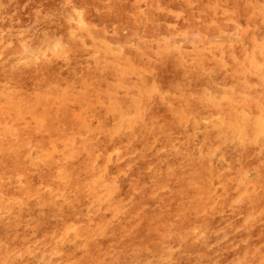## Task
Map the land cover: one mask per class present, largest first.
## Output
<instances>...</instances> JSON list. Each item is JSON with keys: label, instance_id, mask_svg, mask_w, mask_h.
Listing matches in <instances>:
<instances>
[{"label": "rangeland", "instance_id": "obj_1", "mask_svg": "<svg viewBox=\"0 0 264 264\" xmlns=\"http://www.w3.org/2000/svg\"><path fill=\"white\" fill-rule=\"evenodd\" d=\"M0 42V264H264V0H0Z\"/></svg>", "mask_w": 264, "mask_h": 264}, {"label": "bare ground", "instance_id": "obj_2", "mask_svg": "<svg viewBox=\"0 0 264 264\" xmlns=\"http://www.w3.org/2000/svg\"><path fill=\"white\" fill-rule=\"evenodd\" d=\"M156 1V0H155ZM168 1V0H167ZM231 1V0H230ZM255 1V0H254ZM54 3H55V1H53ZM178 3V2H177ZM223 4V3H222ZM227 4V3H226ZM224 5H225V3H224ZM51 6L52 5H50L49 7L51 8ZM48 7V6H47ZM198 8V7H197ZM241 11H242V9H241ZM248 11V10H247ZM196 13V12H195ZM238 13H239V11H238ZM248 13V12H247ZM241 14V13H240ZM261 15V14H260ZM154 16V15H153ZM158 16V15H157ZM256 16V15H255ZM91 17H93V16H91ZM164 17V16H163ZM260 17V16H259ZM111 18H113V17H111ZM144 18V17H143ZM157 18V17H156ZM160 19V18H159ZM206 19V18H205ZM170 20H172V19H170ZM49 21H52V20H49ZM48 21V22H49ZM74 21V20H73ZM67 22V21H66ZM116 22V21H115ZM64 23V22H63ZM73 24H74V22H73ZM243 24V23H242ZM62 25V24H61ZM78 26V25H77ZM50 27V26H49ZM182 27H184V26H182ZM227 27V26H226ZM241 27V26H240ZM262 27H263V25H262ZM212 28V27H211ZM74 30V29H73ZM197 30V29H196ZM93 31H95V30H93ZM100 31V30H99ZM214 31V30H213ZM216 31V30H215ZM174 32V31H173ZM191 32V31H190ZM257 32V31H256ZM255 32V33H256ZM213 33V32H212ZM87 34V33H86ZM110 34V33H109ZM159 34V33H158ZM215 34V33H214ZM148 35V34H147ZM258 35H259V33H258ZM21 36V35H20ZM209 36V35H208ZM13 37V36H12ZM34 37V36H33ZM200 37V36H199ZM9 38V37H8ZM14 38V37H13ZM36 38V37H35ZM86 39V38H85ZM91 39H92V37H91ZM206 39V38H205ZM81 40V39H80ZM127 40V39H126ZM16 41V40H15ZM98 41V40H97ZM229 41V40H228ZM244 41V40H243ZM140 42V41H139ZM205 42V41H204ZM1 43V42H0ZM18 43V42H17ZM68 43V42H67ZM90 43H91V41H90ZM175 43V42H174ZM208 43V42H207ZM255 43V42H254ZM259 43V42H258ZM22 45V44H21ZM104 45V44H103ZM189 45V44H188ZM214 45V44H213ZM262 46H263V44H261ZM186 46V45H185ZM22 47V46H21ZM67 47V46H66ZM23 48V47H22ZM68 48V47H67ZM12 49V48H11ZM259 49V48H258ZM133 50V49H132ZM167 50V49H166ZM169 50V49H168ZM167 50V51H168ZM256 50V49H255ZM53 51V50H52ZM259 51V50H258ZM9 52V51H8ZM58 52V51H57ZM128 52V51H127ZM119 53H120V51H119ZM16 54H20V53H16ZM48 54H49V52H48ZM60 54V53H59ZM78 54V53H77ZM110 54V53H109ZM122 54V53H121ZM261 54H263V53H261ZM6 55H7V53H6ZM113 55V54H112ZM112 55H110V56H112ZM120 55V54H119ZM138 55V54H137ZM209 55H211V54H209ZM257 55V54H256ZM42 56V55H41ZM105 56H107V55H105ZM109 56V57H110ZM120 56H122V55H120ZM29 57H31V56H29ZM28 57V58H29ZM35 57V56H34ZM145 57V56H144ZM243 57V56H242ZM248 57V56H247ZM2 58V57H1ZM52 58H53V56H52ZM79 58V57H78ZM136 58V57H135ZM6 59V58H5ZM90 59V58H89ZM114 59H115V57H114ZM132 59V58H131ZM36 60H38V59H36ZM51 60V59H50ZM74 60V59H73ZM86 60V59H85ZM94 60V59H93ZM101 60H103L102 58H101ZM119 60V59H118ZM5 61V60H4ZM3 61V62H4ZM16 61V60H15ZM29 61V60H28ZM49 61V60H48ZM47 61V62H48ZM68 61V60H67ZM122 61V60H121ZM135 61V60H134ZM64 62V61H63ZM84 62V61H83ZM112 62V61H111ZM124 62H127V61H124ZM123 62V63H124ZM136 62V61H135ZM56 63V62H55ZM65 63V62H64ZM128 64H129V62H127ZM138 63H140V62H138ZM185 63H187V62H185ZM107 64V63H106ZM116 64V63H115ZM18 65V64H17ZM45 65V64H44ZM43 65V66H44ZM16 66V65H15ZM24 66V65H23ZM32 66V65H31ZM48 66V65H47ZM90 66V65H89ZM116 67L118 66V65H115ZM33 67V66H32ZM45 67V66H44ZM4 68V67H3ZM24 68H25V66H24ZM49 68V67H48ZM113 68V67H112ZM117 68H119V67H117ZM6 69H8V68H6ZM17 68L15 67V68H13L12 70H16ZM4 70V69H3ZM10 70V69H9ZM35 70V69H34ZM108 70V69H107ZM143 70V69H142ZM257 70V69H256ZM67 71V70H66ZM65 71V72H66ZM96 71V70H95ZM111 71V70H110ZM42 72V71H41ZM58 72H60V70L58 71ZM114 72V71H113ZM119 72V71H118ZM147 72V71H146ZM201 72V71H200ZM214 72V71H213ZM212 72V73H213ZM222 72V71H221ZM248 72H249V70H248ZM3 73H5V72H3ZM8 73V72H7ZM20 73V72H19ZM38 73V72H37ZM102 73V72H101ZM124 73H127V72H124ZM154 73V72H153ZM224 73V72H223ZM10 75H11V72L9 73ZM64 74V73H63ZM5 75V74H4ZM19 75V74H18ZM25 75V74H24ZM37 75V74H36ZM56 75V74H55ZM96 75V74H95ZM98 75V74H97ZM112 75H113V73H112ZM116 75V74H115ZM135 75V74H134ZM157 75V74H156ZM168 75V74H167ZM166 75V76H167ZM220 75V74H219ZM12 76V75H11ZM81 76V75H80ZM125 76V75H124ZM126 76H127V74H126ZM160 76V75H159ZM35 77V76H34ZM59 77H60V75H59ZM67 77H70V74L67 76ZM92 77V76H91ZM249 77V76H248ZM255 77V76H254ZM56 78V77H55ZM60 78H62V77H60ZM81 78V77H80ZM88 78V77H87ZM90 78V77H89ZM159 78V77H158ZM161 78V77H160ZM187 78H188V76H187ZM12 79V78H11ZM59 79V78H58ZM220 79H221V77H220ZM26 80V79H25ZM78 80H80V79H78ZM185 80V79H184ZM234 80V79H233ZM262 80V79H261ZM59 81H61V80H59ZM104 81H105V79H104ZM253 81V80H252ZM63 82V81H62ZM103 82V81H102ZM143 82V81H142ZM197 82H198V80H197ZM60 83V82H59ZM161 83V82H160ZM178 83H181V82H178ZM187 83V82H186ZM145 84V83H144ZM164 84V83H163ZM207 84V83H206ZM56 85V84H55ZM250 85V84H249ZM248 85V86H249ZM54 86V85H53ZM88 86V85H87ZM116 86V85H115ZM150 86V85H149ZM166 86V85H165ZM58 87H59V85H58ZM110 87V86H109ZM112 87V86H111ZM163 87V86H162ZM223 87V86H222ZM260 86H258V88H259ZM0 88H1V86H0ZM183 88V87H182ZM221 88V87H220ZM48 89H49V87H48ZM90 89H91V87H90ZM90 89H89V91H90ZM126 89V88H125ZM230 89V88H229ZM69 90H70V88H69ZM73 90H75V89H73ZM130 90V89H129ZM248 90H250V89H248ZM157 91V90H156ZM254 91V90H253ZM252 91V92H253ZM53 92V91H52ZM251 92V91H250ZM90 93V92H89ZM154 93V92H153ZM157 93V92H156ZM96 94V93H95ZM147 95V94H146ZM168 95V94H167ZM166 95V96H167ZM220 95V94H219ZM241 95H243V94H241ZM258 95V94H257ZM4 96V95H3ZM52 96V95H51ZM107 96V95H106ZM162 96V95H161ZM73 97V96H72ZM137 97V96H136ZM3 98V97H2ZM45 98V97H44ZM51 99V98H50ZM93 99H95V98H93ZM97 99V98H96ZM240 99V98H239ZM56 100H57V98H56ZM55 100V101H56ZM59 100V99H58ZM82 100V99H81ZM225 100V99H224ZM6 101V100H5ZM83 101V100H82ZM166 101V100H165ZM174 101V100H173ZM176 101V100H175ZM208 101V100H207ZM214 101H216V100H214ZM68 102V101H67ZM86 102V101H85ZM18 103V102H17ZM72 103H74V101L72 102ZM149 103H151V101L149 102ZM9 104V103H8ZM7 104V105H8ZM69 104H70V102H69ZM75 104V103H74ZM105 104V103H104ZM152 104V103H151ZM150 104V105H151ZM5 105V104H4ZM30 105V104H29ZM72 105V104H71ZM78 105V104H77ZM237 105V104H236ZM6 106V105H5ZM76 106V105H75ZM152 107V106H151ZM15 108V107H14ZM13 108V109H14ZM176 108V107H175ZM249 108V107H248ZM25 109V108H24ZM132 109H134V108H132ZM147 109H148V107H147ZM42 110V109H41ZM66 110V109H65ZM250 110V109H249ZM26 111V110H25ZM28 111V110H27ZM31 111V110H30ZM151 111H153V110H151ZM258 111V110H257ZM83 112V111H82ZM148 112V111H147ZM251 112V111H250ZM154 113H156V112H154ZM260 113V112H259ZM148 114V113H147ZM153 114V113H152ZM239 114V113H238ZM101 115V114H100ZM146 115V114H145ZM247 116H248V114H246ZM75 116H76V114H75ZM77 117V116H76ZM251 117H253V116H251ZM78 118V117H77ZM201 119V118H200ZM210 119V118H209ZM256 119V118H255ZM97 120V119H96ZM192 120V119H191ZM210 121V120H209ZM109 122V121H108ZM129 122V121H128ZM127 122V123H128ZM241 122V121H240ZM253 122V121H252ZM260 122V121H259ZM40 123V122H39ZM198 123V122H197ZM202 123H203V121H202ZM89 124H90V122H89ZM193 124V123H192ZM218 124V123H217ZM252 124V123H251ZM108 125V124H107ZM163 125V124H162ZM182 125V124H181ZM129 126V125H128ZM196 126H197V124H196ZM235 126V125H234ZM237 126V125H236ZM235 126V127H236ZM190 127V126H189ZM188 127V128H189ZM191 127H193V126H191ZM198 127V126H197ZM254 127V126H253ZM177 128V127H176ZM182 128V127H181ZM258 128V127H257ZM59 129V128H58ZM107 129V128H106ZM105 129V130H106ZM90 130V129H89ZM105 130H103V131H105ZM184 130V129H183ZM232 130V129H231ZM230 130V131H231ZM131 132H132V130H130ZM233 131V130H232ZM254 131V130H253ZM92 132V131H91ZM216 132V131H215ZM252 132V131H251ZM108 133V132H107ZM192 133V132H191ZM200 133V132H199ZM91 134V133H90ZM129 135H131V134H129ZM140 135V134H139ZM152 135H153V133H152ZM182 135V134H181ZM234 135V134H233ZM79 136V135H78ZM117 136H119V135H117ZM128 136V135H127ZM138 136V135H137ZM151 136V135H150ZM190 136V135H189ZM223 136V135H222ZM240 136V135H239ZM139 137V136H138ZM192 137H193V135H192ZM202 137V136H201ZM215 137V136H214ZM78 138V137H77ZM119 138V137H118ZM121 138V137H120ZM136 139H137V137H136ZM263 139V138H262ZM159 140V139H158ZM201 140V139H200ZM219 140V139H218ZM79 141V140H78ZM122 141H124V140H122ZM133 141H134V139H133ZM209 141V140H208ZM222 141V140H221ZM235 141V140H234ZM240 141V140H239ZM112 142V141H111ZM175 142V141H174ZM250 142V141H249ZM257 142V141H256ZM157 143V142H156ZM238 143V142H237ZM112 144V143H111ZM134 144H136V143H134ZM148 144H149V142H148ZM160 144V143H159ZM69 145H71V144H69ZM129 147H130V144H129ZM198 147V146H197ZM169 148V147H168ZM173 148V147H172ZM208 148V147H207ZM180 149V148H179ZM198 149V148H197ZM196 149V150H197ZM218 149V148H217ZM229 149V148H228ZM195 150V151H196ZM235 150V149H234ZM54 151V150H53ZM237 151V150H236ZM162 152V151H161ZM193 152V151H192ZM245 152H247V151H245ZM253 152V151H252ZM62 153V152H61ZM167 153V152H166ZM196 153V152H195ZM215 153V152H214ZM102 154V153H101ZM161 154V153H160ZM219 154V153H218ZM229 155V154H228ZM227 155V156H228ZM181 156V155H180ZM198 156H199V154H198ZM117 157V156H116ZM69 158V157H68ZM126 158V157H125ZM208 158H209V156H208ZM222 158V157H221ZM230 158V157H229ZM250 158H252V157H250ZM258 158V157H257ZM206 159V158H205ZM196 160V159H195ZM217 160V159H216ZM114 161V160H113ZM219 161V160H218ZM221 161V160H220ZM119 162V161H118ZM113 163V162H112ZM115 163V162H114ZM190 163V162H189ZM108 164V163H107ZM252 164V163H251ZM114 165V164H113ZM209 165V164H208ZM217 165V164H216ZM64 166H66V165H64ZM111 166V165H110ZM117 166V165H116ZM189 167V166H188ZM251 167V166H250ZM249 168V167H248ZM110 169V168H109ZM112 169V168H111ZM217 169V168H216ZM114 170V169H113ZM112 170V171H113ZM176 170V169H175ZM65 171V170H64ZM256 171V170H255ZM261 171H262V169H261ZM113 173V172H112ZM135 174H136V172H135ZM200 174V173H199ZM110 176V175H109ZM123 176V175H122ZM238 176V175H237ZM166 177V176H165ZM119 178H120V176H119ZM122 178V177H121ZM223 178V176L221 177V179ZM262 178V177H261ZM100 179V178H99ZM215 179V178H214ZM220 179V178H219ZM101 180V179H100ZM150 181V180H149ZM109 186V185H108ZM171 186V185H170ZM251 186V185H250ZM249 186V187H250ZM105 188V187H104ZM217 190V189H216ZM254 190V189H253ZM165 191V190H164ZM169 191V190H168ZM234 192V191H233ZM106 193V192H105ZM256 194V193H255ZM115 195V194H114ZM104 196V195H103ZM113 197V196H112ZM86 199V198H85ZM87 200V199H86ZM211 200V199H210ZM82 201H84V200H82ZM105 202H106V200H105ZM238 203V202H237ZM96 204V203H95ZM129 207V206H128ZM235 209V208H234ZM95 210V209H94ZM109 213V212H108ZM92 214V213H91ZM102 214V213H101ZM103 215V214H102ZM218 216V215H217ZM220 216V215H219ZM162 228H163V226H162ZM163 232V231H162ZM70 234V233H69ZM99 238V237H98ZM197 241V240H196ZM38 243V242H37ZM157 243V242H156ZM155 245V244H154ZM70 246V245H69ZM130 251V248L129 247H127V246H125V245H123L122 246V249H121V252H120V254L121 255H124V254H128V252ZM117 253L119 254V251H117ZM150 254V253H149ZM155 259V258H154ZM70 260H73V258L70 256ZM51 262V261H50ZM173 262V261H172Z\"/></svg>", "mask_w": 264, "mask_h": 264}]
</instances>
